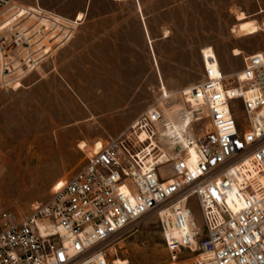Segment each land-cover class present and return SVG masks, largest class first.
<instances>
[{"label": "built area", "instance_id": "2783aa9c", "mask_svg": "<svg viewBox=\"0 0 264 264\" xmlns=\"http://www.w3.org/2000/svg\"><path fill=\"white\" fill-rule=\"evenodd\" d=\"M79 23L39 2L0 0V90L21 87ZM203 64L180 92L191 119L182 136L170 130L179 115L168 119L161 102L88 155L48 203L0 207V264H111L106 244L152 212L183 264H264V54L232 74Z\"/></svg>", "mask_w": 264, "mask_h": 264}, {"label": "rangeland", "instance_id": "374dc122", "mask_svg": "<svg viewBox=\"0 0 264 264\" xmlns=\"http://www.w3.org/2000/svg\"><path fill=\"white\" fill-rule=\"evenodd\" d=\"M41 5L68 20L82 12L84 17L74 37L21 87L0 90L1 209L30 212L48 203L85 165L96 143L99 148L125 132L154 105L162 102L168 119L178 114L183 122L189 105L180 92L202 78L204 49L215 50L227 74L241 70L246 56L264 52V0H41ZM240 12L260 28L246 36L235 32ZM162 88L172 94L169 99H162ZM203 124L197 131L207 120ZM195 215L202 228L197 206ZM105 249L111 263L184 261L173 259L156 212L132 222Z\"/></svg>", "mask_w": 264, "mask_h": 264}, {"label": "bare ground", "instance_id": "6f19581e", "mask_svg": "<svg viewBox=\"0 0 264 264\" xmlns=\"http://www.w3.org/2000/svg\"><path fill=\"white\" fill-rule=\"evenodd\" d=\"M261 12H263V10ZM78 16H79L78 20H81L84 17V13L82 12ZM237 19L239 23L234 27V31L238 32V34L241 33V36L253 34L254 32H256L258 28H260V25L258 24V22L256 20L249 19V16L245 12H240L237 16ZM241 53H242L241 51L236 52V54H241ZM256 53L264 54V52H256ZM203 57L206 58L207 61L209 62L213 60H217L219 63L217 54L212 47H208L204 49ZM165 91L169 95V92H167V90ZM182 116L185 117L183 122L176 123L175 127L170 129L172 132H176L177 135H180V136H182L184 128L189 126L191 122L189 111H184ZM102 144H103V141H102ZM85 145H86V142L83 141L80 146L81 148H83ZM99 148L95 147V149H99ZM194 158H195V154H193V159L191 160V162L194 161ZM166 214L172 215V214H169L168 211L166 212ZM195 224L197 225L196 221H195ZM111 264H129V261L127 259L116 258Z\"/></svg>", "mask_w": 264, "mask_h": 264}, {"label": "crops", "instance_id": "0c3cea01", "mask_svg": "<svg viewBox=\"0 0 264 264\" xmlns=\"http://www.w3.org/2000/svg\"><path fill=\"white\" fill-rule=\"evenodd\" d=\"M36 2H39V3L41 4V0H36L34 3H30V4H31V5H34V4H36ZM23 3H25V2H23ZM26 4H29V3H26ZM42 7L45 8L43 5H42ZM45 9L48 10V11L53 12V11L50 10V9H47V8H45ZM54 13H56V12H54ZM56 14H57V13H56ZM86 14H87V13H85V16H86ZM58 15H59V14H58ZM60 16H62V15H60ZM62 17H63V16H62ZM76 18H78V13H77V15H76ZM76 18H75V19H76ZM80 24H81V23H80ZM80 24H79V25H80Z\"/></svg>", "mask_w": 264, "mask_h": 264}]
</instances>
